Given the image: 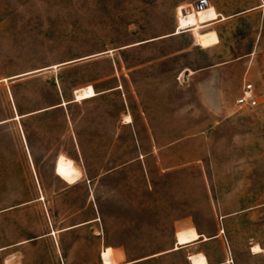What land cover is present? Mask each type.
<instances>
[{
  "label": "rangeland",
  "instance_id": "1",
  "mask_svg": "<svg viewBox=\"0 0 264 264\" xmlns=\"http://www.w3.org/2000/svg\"><path fill=\"white\" fill-rule=\"evenodd\" d=\"M199 1L0 0V264H264V8Z\"/></svg>",
  "mask_w": 264,
  "mask_h": 264
},
{
  "label": "crops",
  "instance_id": "2",
  "mask_svg": "<svg viewBox=\"0 0 264 264\" xmlns=\"http://www.w3.org/2000/svg\"><path fill=\"white\" fill-rule=\"evenodd\" d=\"M253 4L249 7V9H246V10H241V11H238L236 13H232L231 15H225L224 13L220 12L219 8H218V4H215L214 6H212L209 2H208V7L207 9H214L215 13H216V18H215V21L214 23L216 22H219V21H223L225 19H229L233 16H241V15H244V14H248L249 12L251 11H254L256 9H261V8H264V0L260 1L259 0V3L256 1V0H253ZM219 17L221 18L219 20ZM213 23V24H214ZM212 24V25H213ZM43 198V197H42ZM95 221H98L97 218H94L92 219V221H89L87 223H80V224H74V226H71L69 228H66V229H63L61 230V232H68V231H74V229H77V228H80V227H83V226H86V225H89V224H92L93 222ZM198 233V232H197ZM202 236V237H201ZM200 237H201V241L196 243V244H193V245H187V246H184L183 248L181 249H176V248H172V249H169V250H166L165 252H162V253H159L157 255H152V256H149L145 259H139V260H133V261H130L129 263H126V264H147L148 262H151V260H165L166 258L170 257L172 254H179L183 251V249H186V248H189V247H192V246H195L199 243H201L204 239H203V235L200 234ZM209 240V239H207ZM107 249V248H105ZM104 249V250H105ZM103 250V251H104ZM102 251V252H103ZM101 252V253H102ZM199 254H203L205 255L204 253H197V254H194L193 256L195 255H199ZM207 260H208V264H209V258L207 257V255H205ZM191 256L188 257V260H189V264H191V259H190ZM100 258H101V254H100ZM102 259V258H101ZM102 264H103V259H102ZM219 264H225V263H219Z\"/></svg>",
  "mask_w": 264,
  "mask_h": 264
},
{
  "label": "built area",
  "instance_id": "3",
  "mask_svg": "<svg viewBox=\"0 0 264 264\" xmlns=\"http://www.w3.org/2000/svg\"><path fill=\"white\" fill-rule=\"evenodd\" d=\"M199 6L201 8H206L208 7V2L203 0L196 2L197 9ZM241 92V95L235 100V105L238 110H252L262 106L263 103L261 101L260 91H258L257 86L253 81L244 80Z\"/></svg>",
  "mask_w": 264,
  "mask_h": 264
},
{
  "label": "bare ground",
  "instance_id": "4",
  "mask_svg": "<svg viewBox=\"0 0 264 264\" xmlns=\"http://www.w3.org/2000/svg\"><path fill=\"white\" fill-rule=\"evenodd\" d=\"M213 17H214V14L212 12H201L200 13V19L204 22L209 21V19H211V18L213 19ZM207 27L209 28L210 26H206L205 28H207ZM205 28H202L200 30V33H203L202 30ZM198 29H200V27L196 28V30H198ZM204 34L205 33H203V35L200 36V39L203 42V45L205 47H208L211 43H213L217 39L215 33L210 34V35H204ZM78 94L82 97H86L84 90L79 91ZM101 257H102V253H101ZM113 257H114L115 263L117 264L118 263V257L116 256L115 251L113 253ZM190 259H191V264H205L206 263V259H205L204 255H202V254L198 255V256H191Z\"/></svg>",
  "mask_w": 264,
  "mask_h": 264
},
{
  "label": "trees",
  "instance_id": "5",
  "mask_svg": "<svg viewBox=\"0 0 264 264\" xmlns=\"http://www.w3.org/2000/svg\"><path fill=\"white\" fill-rule=\"evenodd\" d=\"M71 102H69V103H67L66 105H69ZM62 103L60 102V103H58L57 105H55V106H53V108H51V110L49 109V110H46V111H44V112H49V111H53V110H56V109H60L61 107H56V106H58V105H61Z\"/></svg>",
  "mask_w": 264,
  "mask_h": 264
},
{
  "label": "water",
  "instance_id": "6",
  "mask_svg": "<svg viewBox=\"0 0 264 264\" xmlns=\"http://www.w3.org/2000/svg\"><path fill=\"white\" fill-rule=\"evenodd\" d=\"M199 8H201L200 6L198 7V9ZM64 104V102L61 104V105H58V106H56V107H62V106H65V105H63ZM202 237V236H201Z\"/></svg>",
  "mask_w": 264,
  "mask_h": 264
}]
</instances>
